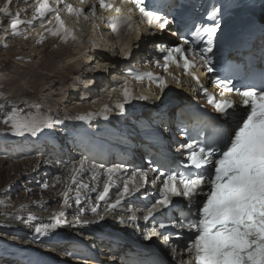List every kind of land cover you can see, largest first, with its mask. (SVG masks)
<instances>
[{
    "label": "bare ground",
    "instance_id": "obj_1",
    "mask_svg": "<svg viewBox=\"0 0 264 264\" xmlns=\"http://www.w3.org/2000/svg\"><path fill=\"white\" fill-rule=\"evenodd\" d=\"M4 2L5 0H0V6ZM65 4L83 9V15L78 18L70 15L64 7ZM35 5L36 0H11V15L0 14V49L5 48V51L0 54V104H4L5 99L13 102L12 98L26 97L53 111L78 115L83 107L86 108L89 105L81 99V89L84 85L98 76L107 79L108 73H114L111 69L112 64L117 65L122 62L123 48H120V43L108 39L109 32L105 20L111 16V13L100 8L98 0H84L83 3L81 0H61L59 4L56 0H50V6L58 7L63 14L62 20L67 27L70 29L73 26L75 29L76 41L69 38L65 42L59 40L58 36L45 32L48 24L42 25L43 21L40 18L33 19ZM93 6H95L94 15L91 10ZM17 13L25 23L19 26L20 34L14 35L10 29V20ZM45 17L51 18L49 20L53 19L52 14ZM28 21L31 22L28 23ZM139 31L142 33L139 39L133 37L129 40L130 43L139 46V49L134 48L133 58L141 63L143 60L140 57L141 54L145 56L144 62L149 59L148 56L158 57L155 50V38L146 28L141 27ZM41 34L44 39L38 43ZM31 43L34 47L30 45ZM78 44H84V48L71 49ZM15 56L27 59L17 60ZM58 57L60 58L56 61ZM144 67L160 72L150 62ZM108 78L112 79L113 76ZM179 79V83L173 84V87L168 88V92L165 91L166 93L164 92L161 96H158L157 88L151 87L150 98L144 103H138L137 106L142 115L148 116L152 111L157 110L161 100L168 97L177 99L182 105L194 102L204 103L199 90L187 77L179 76ZM103 99L111 100L112 105L117 101L110 92L104 94ZM15 104L22 109L21 100ZM6 107L10 110L11 106ZM175 111V107H172L168 113L174 116ZM50 137H57V135L52 134ZM36 143L40 144L41 141L37 140ZM60 146L61 142H58L57 149ZM35 147L38 148L36 144ZM71 148L73 155L71 152H68L69 155H65L64 152L48 153L53 156L61 153L65 163L57 160L53 163L49 159L47 164L42 158L16 161L0 158V201L3 202L0 203V238L3 244H14L16 248L28 246L26 248L31 249L29 256L35 257L32 261L36 263L40 262L36 257L38 250L42 254L44 252L49 259H55L57 256L61 261L68 260L66 255L56 251L63 247L59 239L62 235L69 239H72L74 235L80 237L89 242L90 247L95 249L92 251L96 253L88 261L77 259L69 261L71 262L69 264H128L132 259L159 264H181L182 260L187 259L186 253L182 252V247H179V252L177 251L175 255L172 253L174 244L171 236L166 243L165 236L168 235L156 230V234L152 235L151 239H145V236L155 228L152 220L144 219L146 212L143 208L146 204L142 205L139 202L141 196L149 192L147 185L125 196L123 203L115 209L105 211L107 205L119 197L122 191L119 181L130 177L128 172L120 171L116 174V182L113 186L117 189V193L113 199L107 201V197L99 203L98 214H93L91 207L97 204L93 194L100 189L107 177L105 171L95 170L97 178L93 180L94 169L84 162L83 169L77 176V182L87 184L89 187L79 189L80 203L77 204V188L72 183L71 169L73 166L79 167L81 159L76 160L79 157L74 148ZM43 150L45 151V147ZM71 158L74 161L68 165L67 160ZM8 163L10 165L7 166ZM49 165L53 166L49 169L50 173L47 172ZM149 177L151 178L150 175ZM69 189V203L64 206L62 193ZM21 205L26 207L22 208ZM60 211L65 213L63 217H60L61 223L56 228L50 229L47 235L38 236L35 228L41 223H51L52 216ZM29 214L35 219L29 220ZM132 215L136 218L135 223L128 221V217ZM121 219L125 223H120ZM83 222H88V226L81 224ZM80 231L83 233L80 234ZM95 237L96 239H93ZM49 242L51 246L43 247V244ZM62 244L68 251L76 253L77 245L71 242ZM11 248L8 247V249ZM74 253H72L73 258H75ZM9 254L13 252L9 251ZM2 261L11 264L9 259ZM45 262L53 264L48 260Z\"/></svg>",
    "mask_w": 264,
    "mask_h": 264
},
{
    "label": "snow or ice",
    "instance_id": "obj_2",
    "mask_svg": "<svg viewBox=\"0 0 264 264\" xmlns=\"http://www.w3.org/2000/svg\"><path fill=\"white\" fill-rule=\"evenodd\" d=\"M60 2L61 0H56L57 4ZM83 2L84 0H81V3ZM98 2L100 8L115 13L108 18V24L117 37L125 30H132L133 14L137 11L140 22L147 23L149 27L163 30L171 23L168 15L162 14L159 9L149 10L150 6L145 0H119L118 5L114 0ZM10 3L11 0H5L0 6V14L11 15ZM126 5L131 6L125 10ZM64 7L70 15L77 18L83 15V9L74 8L71 4H65ZM91 10L94 15L95 6ZM219 12L220 9L216 6L209 9L206 19L211 23H197L195 31L191 32V40L182 37V43L171 48L157 45L160 52L167 54L163 56V64L158 60L155 63L173 79L175 77L169 71L170 65L182 68L183 74L190 76L204 90L207 104L220 114L222 122L214 120L206 123L204 127L211 129L210 135L204 136L201 130L196 138L189 137L187 143L179 144L176 151L182 155L186 153V162L182 169L179 165L164 171H159L157 167L147 170L136 168L131 176L124 180L117 200L108 204L105 211L115 209L125 196L144 187L149 182V172H159L152 183L160 181V197L147 209L144 219L155 220L156 214H163L164 211L172 213L175 210L179 213L178 218L170 216L169 219L173 229L181 230L177 233L178 239L186 241L185 245L172 247L174 255L178 247H182L187 254V259L182 260L181 264H264V74L258 85L249 83L243 90L231 86V80L213 79V85L220 89L218 98L204 88L194 72L198 66L205 67L209 73L214 71L212 57L208 54L213 52V40L221 27L217 18ZM48 14H52L55 21L52 27L46 29L50 35L58 36L65 42L69 38L75 39L73 31L61 19L59 8L50 6V0H36L33 19H43ZM22 23L25 21L19 18V13L10 20V29L14 35L20 34L19 26ZM43 39L41 34L37 42H42ZM201 43L205 46L198 47ZM127 75L137 82L145 79L154 82L161 92L167 87L165 76H154L151 72H129ZM120 95L122 99L116 101L113 107L121 114L131 100L148 98L144 95L134 96L133 89L128 87L127 79L124 80ZM6 103L12 105L10 110L5 109V104H0V111H4V124L13 135L30 134L36 137L44 129H51L54 123H61L46 115L26 113L14 102ZM110 110L109 105L104 104L99 112L79 114L75 119L87 122L95 116H102L107 120ZM201 136L204 138L200 139ZM83 166L84 161H81L79 167L73 166L71 169L72 183L77 188V204L80 203L79 189L89 187L77 182V176ZM120 171L122 166L119 164L105 169L107 178L103 191L96 197V206L91 207L93 214H98L99 202L105 200L110 187L116 182V174ZM92 178H97L95 169ZM68 191L70 189L62 193L64 206L69 203ZM176 197L187 200V205H177L173 199ZM64 215L63 211L55 213L52 222L41 223L35 228V233L38 236L47 235L50 229L61 223L60 217ZM28 219L35 217L29 214ZM128 221L135 223V216H129ZM79 222L77 219V223ZM119 222L125 223L123 219ZM159 227L164 229L166 225L161 222ZM155 234L156 229L153 228L145 239H151ZM169 236H165L166 243Z\"/></svg>",
    "mask_w": 264,
    "mask_h": 264
},
{
    "label": "rangeland",
    "instance_id": "obj_3",
    "mask_svg": "<svg viewBox=\"0 0 264 264\" xmlns=\"http://www.w3.org/2000/svg\"><path fill=\"white\" fill-rule=\"evenodd\" d=\"M8 165H10V164H7V166H8ZM36 193H37V192H36ZM16 196H17V195H16ZM116 232H118V231H116ZM118 233H120V232H118ZM120 234H121V233H120Z\"/></svg>",
    "mask_w": 264,
    "mask_h": 264
}]
</instances>
